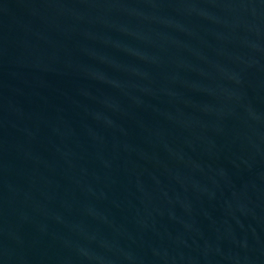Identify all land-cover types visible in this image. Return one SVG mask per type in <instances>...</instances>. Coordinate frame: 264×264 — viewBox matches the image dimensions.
I'll return each mask as SVG.
<instances>
[{"label": "water", "instance_id": "obj_1", "mask_svg": "<svg viewBox=\"0 0 264 264\" xmlns=\"http://www.w3.org/2000/svg\"><path fill=\"white\" fill-rule=\"evenodd\" d=\"M0 264H264V0H0Z\"/></svg>", "mask_w": 264, "mask_h": 264}]
</instances>
